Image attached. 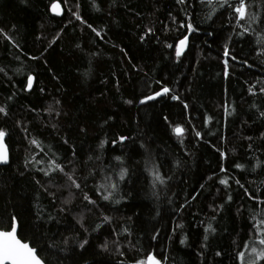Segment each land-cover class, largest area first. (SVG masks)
Listing matches in <instances>:
<instances>
[{
	"label": "trees",
	"instance_id": "16d2710c",
	"mask_svg": "<svg viewBox=\"0 0 264 264\" xmlns=\"http://www.w3.org/2000/svg\"><path fill=\"white\" fill-rule=\"evenodd\" d=\"M51 2L52 0H27V3H22L21 0H0V28L9 31L15 25V39L29 55H38L47 48L41 61H32L6 41L0 42V67H4L8 74L5 76L4 73H0V103H3L7 96L16 93L14 100L10 102L11 119L7 121L14 139L11 142L8 138L5 140L9 145L11 166L7 170L0 167V187L6 186L3 199H0L1 210H4L7 204L6 214L19 213L20 218L26 222V229L19 233L21 237L32 240L41 233H45L44 240L51 243L49 237L53 233L68 234L64 233V229L75 224L72 215H76L84 207L83 205L76 207L74 204L72 215L66 216L59 226L46 225L34 219L37 203L34 198L36 186L32 182L31 175L26 173L20 176L17 171L21 169L28 143L21 139L24 134L13 127V122L21 119L28 123L32 136L43 140L45 145H52L59 149L61 154L70 155L68 146L58 143L60 137H67L82 161H87L88 155H92L96 150L98 140L105 136L111 141L113 137L130 134L136 137L137 149H139V142L143 140L160 153H163L165 146L170 153L175 150L174 154L182 161H186L174 178L175 184L178 185L174 191L179 194L175 198L176 203H182L185 195L199 190V185L204 183L206 188L203 194L191 208L192 212L199 211L200 219H203L204 213L208 211L207 204L215 195L214 188L209 190L210 182L206 180V176L217 170L218 153L212 145L207 143L201 142L198 146H194L196 140L194 133L191 132L185 140V146L190 155H185L177 146L175 137L172 140L168 139L171 133L163 122L162 116L166 115L170 121L185 126L189 116L177 101L161 99L158 102H149V105H140L138 98L147 91L144 87V73H148L153 81L163 79L175 84V81L179 80V84H175V87L187 97L186 102L190 104V118L197 126V130L202 127L201 117L204 114L216 118L213 121L215 127L210 125L213 131L220 127L223 119L220 105L224 98V88L227 87L229 98L236 101L237 113L229 117L227 128L223 129L228 141L224 150L231 153V150L235 148L237 156L242 157L241 145L248 143L242 137L258 135L259 131L264 130V126L259 123L252 125L251 128L241 127L242 120L247 119L251 123L254 118L249 111V102L252 98L247 96L244 82L254 77L264 78V67L257 64L251 69L245 68L242 73L237 71L235 76L228 80L223 78L222 45L229 34L228 25L223 18L216 20L215 23L197 20L201 30L190 37L191 43L185 53L186 59L182 57L181 63H174L172 50L164 48L162 43L157 44L151 37L145 43H140L139 35L146 26L152 24L157 29V35L161 41L166 39L160 29L163 23H168V13L176 11L174 0H118L117 7L114 8L109 7L110 0H96L103 9L102 12H96L91 7L90 0H80L81 14L98 29L106 26L107 36L101 40L90 29L83 27L81 30L79 22L74 21L75 30L72 25H69L56 43L49 47L58 30L67 23V10L62 0L64 9L62 18L52 16L49 8ZM109 11L111 15H108ZM194 11L198 17L201 16L199 7ZM204 11L207 12V9ZM136 13L140 15L137 16ZM209 32L213 35H208ZM179 35V32H170L167 42L172 43V38ZM77 43L81 45V48L76 47ZM112 44L118 47L113 48ZM120 48H124L128 55L123 56L119 51ZM241 48L243 51H240ZM235 50L239 52L240 57H248L250 63L254 62L252 59L254 54L248 44H238ZM92 53L98 54L93 56ZM17 55L20 56L18 60L15 59ZM44 59L47 60V64L43 62ZM131 64L142 67L144 71L136 72L131 68ZM49 68L61 77L63 90L59 93L55 91L56 84L51 80L52 72ZM17 69L20 70L18 73ZM86 72L90 74L85 76ZM29 73L37 76L34 89L45 86L44 94L38 91L31 94L21 91V81H25ZM8 77H12L11 81ZM117 81L119 87H117ZM152 87L156 89L158 86L153 83ZM188 88H191L190 92L186 91ZM49 92L62 100L63 111L67 112V115L59 117L58 131H53L50 126L45 127L56 121L54 116L49 118L47 112L43 110L51 102L52 97L48 95ZM127 99H134L136 102L133 105H127L124 103ZM31 107L39 111L29 112L28 109ZM110 116L113 119L101 128L103 121ZM3 123L4 121L0 120V124ZM81 128L86 131L81 132ZM205 139L215 142L213 137H205ZM139 151L143 150L139 149ZM118 154H121V148L117 146L113 150L109 145L105 152L104 163H116L111 157ZM256 155L264 159V155L260 152ZM134 159L139 160L141 157L135 155ZM245 159L247 157L242 158L241 162ZM88 163L91 164V162ZM254 165L253 160L252 166ZM137 167L139 169V166ZM232 171L238 172L235 169ZM259 171L257 169V173ZM257 173L248 174V179H255L259 184L264 176H258ZM128 188L132 192L131 198L121 205H116L111 212L116 221L132 216L135 221L136 235L142 236L144 241H147L148 234L152 232L154 225L170 231L172 224L177 221V217L171 211L175 204L167 205L165 202L167 197L164 194L160 201L150 197L144 189L142 175L128 185ZM64 195L66 196L67 193ZM168 195L170 196L171 193ZM39 203L42 208L51 207L49 201L43 197ZM157 207L165 216L162 221L155 216ZM222 216L221 226L227 227L233 236L235 231L246 230V223L235 217V205L226 208ZM95 219V215H88L86 224L90 226ZM6 222L5 220L4 223ZM181 222L187 226L188 247L179 245L178 240L167 244L165 255L169 257L168 264H199L197 252L202 229L191 227L195 221L187 209L181 216ZM76 227L78 228V225ZM61 238L59 235L55 237L56 240ZM135 238L134 236L132 239L135 240ZM161 240L164 241L163 236ZM164 243L167 242L164 241ZM229 243L228 233H224L213 247L216 248L219 245L227 249ZM210 258L211 254H209ZM85 261L89 264H115V257L101 253L94 247L83 254L78 250L67 254L61 252L59 260L53 257V264H84ZM213 264H216V260H213ZM224 264H231V262L225 259Z\"/></svg>",
	"mask_w": 264,
	"mask_h": 264
},
{
	"label": "snow or ice",
	"instance_id": "6c2138e0",
	"mask_svg": "<svg viewBox=\"0 0 264 264\" xmlns=\"http://www.w3.org/2000/svg\"><path fill=\"white\" fill-rule=\"evenodd\" d=\"M21 2L27 3V0H21ZM62 3L67 10V23L58 30L49 47L56 43L69 25H72L75 30L74 21L79 22L81 30L86 27L96 37L101 40L105 39L107 36L106 26L98 29L86 19L81 14L80 0H71V3L70 0H62ZM117 3L118 0H110L109 7H117ZM174 3L176 11L168 13V23H163L160 29L166 39L161 41L157 35V29L152 24L146 26L139 35L140 43H145L151 37L157 44L162 43L164 48L172 50L174 63H181L182 57L186 59L185 53L191 43L190 37L201 30L197 20L215 23L216 20L223 18L229 31L222 45L223 78L228 80L234 77L237 71L242 73L245 68L251 69L257 64L264 67V0H174ZM90 4L96 12L103 11L96 0H90ZM197 7L201 10L199 17L194 11ZM49 8L57 16L63 14L61 0H52ZM204 9H207V12ZM108 15H111L110 11ZM135 15L139 16L140 14L136 13ZM15 31V25L9 31L0 28V42L6 41L29 60L41 61L47 48L38 55H29L15 39ZM172 31L179 32L180 35L173 37V42L168 43L167 37ZM208 35L211 36L213 33L209 32ZM244 43L250 46L251 52L254 54L253 63L249 62L248 57H240L239 52L235 50L236 45ZM76 47L79 49L81 45L77 43ZM112 47L117 48L118 45L112 44ZM119 51L123 56L128 55L124 48H120ZM240 51H243V48ZM97 54L92 53L93 56ZM15 59H20V56L17 55ZM43 62L47 64L46 59ZM131 68L136 72L144 71L142 67L135 64H131ZM19 71L17 69V73ZM49 71L52 72L51 80L56 84L55 91L61 92L63 90L61 77L50 68ZM0 73L8 75L4 67H0ZM89 74L88 72L84 73L85 76ZM144 75V87L147 91L138 98L140 105H149V102H158L161 99L177 101L189 116L187 126L170 121L166 115L162 116L163 122L171 133L168 139L172 140L175 137L177 146L185 155H190L185 146V140L191 132L194 133L196 140L194 146H198L201 142L207 143L212 145L215 152L218 153L217 170L206 176V180L210 182L209 190L214 188L215 195L207 204L208 211L204 213V218L200 219L199 211H191L193 203L198 202V197L203 194L206 188L204 183L199 185V190L185 195L182 203H176L175 198L179 194L174 191V188L178 186L175 184L174 178L186 161H182L180 157L176 156L175 150L170 153L165 146L163 153H160L154 150L150 143L142 140L139 142V149L143 151L140 152L135 147L136 137L130 134L113 137L111 141L105 136L98 140L96 150L92 155H88L87 161H82L79 159L76 148L70 144L67 137H60L58 143L68 146L70 155L61 154L59 149L52 145H45L43 140L31 135L28 123L17 119L13 122V127L24 134L22 140L28 141L21 169L17 171L20 176L26 173L31 175L32 182L36 186L34 198L37 203L34 219L46 225L59 226L66 216L72 215L74 204L76 207L80 205L84 207L79 213L72 215L75 224L64 229V233L68 234L53 233L49 237L52 242L48 243L44 240L45 233H41L32 240L18 235L26 229V222L20 218L19 213L6 214V204L4 210H0V264H53V257L59 260L61 252L67 254L70 251L78 250L83 254L93 247L99 249L101 253L115 257V264H168L169 257L165 255L167 244L178 240L179 245L188 247L187 226L181 222V216L186 209L189 210V214L195 221L191 227L202 229L198 245L199 251L197 252L199 264H205V262L213 264V260H216V264H224L225 259L229 260L231 264H264V190H262L264 189V179H261L259 184L255 179H248V174L257 173V169L260 170L257 175L264 176V159L256 155L257 152L264 155V130L259 131L258 135L242 137L244 141L248 142L246 145H241L243 148L242 157L237 156L235 148L229 153L224 150L228 141L223 129L227 128L229 117L236 115L237 108L236 101L228 96L227 87L224 88V98L220 105L223 113L220 127L213 131L212 127H215L213 121L216 118L204 114L201 117L202 127L197 130V126L192 123L190 118V104L186 102L187 97L175 87V84H179V80L172 84L171 81L163 79L153 81L148 73H144ZM8 79L11 81L12 77H8ZM36 82L37 76L31 73L27 74L26 80L21 81V91L30 94L38 91V93L44 94L45 86L34 89ZM153 83L158 86L156 89H153ZM244 83L247 96L252 98L249 102V111L254 118L251 123L247 119L242 120L241 127L251 128L257 123L264 126V78L254 77L250 81L245 80ZM117 87H119L118 81ZM186 91L190 92L191 88ZM48 95L52 99L43 110L47 112L49 118L54 116L56 121L45 125V127L50 126L53 131H58L60 128L59 117L67 115V112L63 111L64 106L60 98L53 96L51 92ZM15 96L16 93H12L5 98L3 103H0V120L4 121L3 124H0V167L5 170L11 166L9 145L5 140L8 138L11 142L14 139L7 121L11 119L10 102L14 100ZM134 102H136L134 99L124 101L127 105H133ZM28 111L37 112L39 109L31 107ZM112 119L111 116L105 119L101 128ZM80 131L85 132L86 129L81 128ZM205 137H213L215 142L206 140ZM109 145L113 150L119 146L121 154L111 157L116 163L105 164L104 156ZM135 155H140L141 159H134ZM245 157L247 159L241 162V159ZM253 160L255 161L254 166H252ZM233 169L238 172L234 173ZM141 175L146 193L157 201H160L164 194L167 197L165 201L167 205L175 204L171 211L177 217V221L172 224L170 231L154 225L152 232L148 234L147 241H144L142 236L136 235L135 221L132 216L122 218L117 222L116 218L111 215L116 205H121L131 198L132 192L128 185L132 184L134 180H138ZM5 188L6 186L0 187V199H3ZM64 193L67 195L65 196ZM168 193L171 195L169 196ZM42 197L49 201L51 207L42 208L40 206L39 202ZM77 201L78 203H76ZM233 205H235V217L246 223V230L235 231V236L229 232L227 227L221 226L222 214L226 208H231ZM88 215L96 217L95 222L90 226L86 224ZM155 216L159 217L161 221L165 218L159 207L155 210ZM5 220L6 223H4ZM224 233H228L230 240L228 248L225 249L219 245L214 248L213 245L222 238ZM58 235L62 237L60 240L55 239ZM134 236L135 240L132 239ZM162 236L167 243L161 240ZM162 244H164L163 247ZM209 254H211L210 259ZM84 264H89V262L85 261Z\"/></svg>",
	"mask_w": 264,
	"mask_h": 264
},
{
	"label": "water",
	"instance_id": "95a60500",
	"mask_svg": "<svg viewBox=\"0 0 264 264\" xmlns=\"http://www.w3.org/2000/svg\"><path fill=\"white\" fill-rule=\"evenodd\" d=\"M61 8H62V13H63L62 15L57 16V15H55L54 13L51 12L52 16L57 17V18H62V17L64 16V9H63L62 4H61ZM34 84H35V83H34ZM0 210H1V206H0ZM18 235H19V233H18Z\"/></svg>",
	"mask_w": 264,
	"mask_h": 264
}]
</instances>
